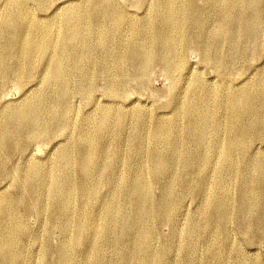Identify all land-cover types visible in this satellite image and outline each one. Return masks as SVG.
I'll use <instances>...</instances> for the list:
<instances>
[{
  "label": "rangeland",
  "instance_id": "rangeland-1",
  "mask_svg": "<svg viewBox=\"0 0 264 264\" xmlns=\"http://www.w3.org/2000/svg\"><path fill=\"white\" fill-rule=\"evenodd\" d=\"M17 1L18 0H2L0 3V52L5 51L8 39V42L12 43V45L15 47L16 45L19 46V44L21 43V40H19L20 34H18V32H16L17 34H14L15 36L8 35V38L7 34H4L3 29H1V27L3 26L1 25L3 24L1 23L2 20L4 22V19L8 15L13 13V6L15 8ZM98 1L100 3L102 0ZM109 1L115 8V11L122 12L123 14L124 19L119 24H115L111 18H99L98 20V18L91 16L89 14L90 0H47V2L46 0H31V2H28L27 10L30 12V15L32 14L31 16L33 21L35 23L38 21L37 24L40 27V30L38 29L35 34V37L38 36L37 39L42 38V36L44 37L47 32L51 33L50 37H52L49 38V40H51L52 42H56L58 38H61V31L64 29L62 23L63 16L72 8H77L79 10L78 14L81 16L83 21L82 33H84V36L80 37L81 39H77V56H75L74 58H70V60L68 59L64 62L65 67L67 66L66 70L68 69L71 74V78H69L71 92L67 101V103H69L67 111H65L63 119L60 121V123L58 121L59 127L54 130L51 138L37 139L30 143L25 152L15 151L13 154H10L8 152L4 155V157L1 156V159L6 163V169L8 170L7 175L3 177V180H0V189L7 188L2 192V194H13V179L22 176V174H25L27 177L28 170L31 166L39 168L38 170L40 171L42 170L41 172L49 176V180L51 178L50 181L48 180L46 183L41 185L39 191V198L41 199L36 203L39 204L35 205L33 211L27 213V211H25L24 209L21 210L22 213L20 219L22 221V224L30 230V233L32 234V236H34L35 239L32 240L29 238L21 243L20 249L23 251L25 257L19 258L16 264H43L42 254L44 253L46 247H49L50 249V253L47 257V262L49 264H54L56 262V259L58 257L55 253L56 247L65 242H70L71 235H73L71 232V235H68L67 232H62L58 229L51 228V231L48 230L49 226L53 224V214L56 210L59 213L63 214V216L61 217L62 219L60 220V222L62 221L61 224L67 223V221L69 220L68 222L76 221V223L80 224L82 228L84 227L83 234L85 243L81 246H70V252H72L71 256L75 264H80L82 261L84 262H82V264H116L118 262L120 264H123V262H125L124 255L126 256L127 254H129V240L125 243H121L119 240L120 233L119 231H117L111 235L112 237H110L111 245H108V247L106 248L107 250H103L98 236L93 233L88 226L89 223L81 222L79 221V219L81 218V214L85 213L84 215H89L92 220H99L101 217L100 213L101 211L103 212L106 203L110 200L114 188L116 189V192L120 191V196L123 200L126 198V186L122 188L123 183L120 181L119 177H123L125 183H127V187L129 188L134 178V166L138 163H141L147 167L150 166L147 159L148 154L143 155L138 153L136 147L132 142V135L137 117L141 119L143 117V127L141 129L140 136L142 139L141 143L145 147V150L151 144V142L147 138V135L153 125L152 121L156 122V119L158 118L168 120L167 123L168 126H170L171 133L174 130V132L172 133L173 136H175L174 138L176 140L181 139V141L183 142L181 147L182 150H186L190 153L198 151L200 144L195 141L192 136L183 133V128L186 126L188 121H191V119L193 121L195 119L198 120L203 118L205 120V126L203 125V132H205L206 143L204 145L205 147H210L216 139L214 133L212 132L210 119L208 116H206L204 110L202 111L203 113L201 114V116L195 113L193 114V117H190L183 110V106L186 103L185 98L188 99L189 97L190 88L193 85L197 84L196 89L194 90L193 98L196 101L202 102L203 109H205V107H209V102L207 98L205 99V97L208 96L209 91L214 90L217 94L222 96V93L226 89H231L232 91H234L235 89H238L243 85L247 86L246 84H249L250 81L259 78L261 71L264 69V28H260L258 35L254 40L245 42V44H242L241 46H239V48L235 49L234 46L230 47L225 43L222 45V47L220 45L221 49L218 51L213 49L210 43L211 37H208L207 39V44H210L206 45L207 48H204L202 50L200 47L201 45L205 44L204 42H206V40L203 42V37L198 29L192 28L190 30L191 32L189 41L186 42V45L183 43L181 46L183 63V66L181 65L182 67H180L178 70L175 69L176 71L173 70L168 73L166 69H164V61H162L161 59L154 60V62L149 63L150 65L148 64L147 67L143 69H141V66L139 67V61V63L135 65L136 67L133 66L129 69L130 71L127 77L119 78V88L121 89V93L119 96H115V94L113 93V88H115V82L117 80V75L121 71L120 67L122 63H119L114 59L113 56L115 54L110 57L106 53H108L109 51L117 53V50L120 53L125 51L126 48L123 49L124 46H119L116 41H122L123 39H125L123 41H126L129 38V25L132 23L139 25L141 21L149 20L150 18H152V13L155 9L154 7L156 5L161 6L163 0ZM195 4L197 7L203 9V20L205 28H207L206 31H208L207 33L209 34L212 33V31L215 30L214 21L217 17L218 6L215 5L212 0H195ZM252 5V9L251 6L247 7L246 9L248 15H252L251 13H253L254 9L256 8H259L264 15V0L253 3ZM77 6H79L80 8ZM162 10L163 8L160 11ZM211 16L213 17V19ZM126 20L127 22H125ZM206 21L208 23H206ZM84 23L85 25H83ZM107 23H110L111 26ZM44 25L45 27H43ZM157 28L159 29V31H161L165 28V25L163 23L157 24ZM114 30L117 31L115 32ZM101 33H107L111 39H115V42H110L111 45L109 44V46L106 48L107 50L100 49L99 46L97 47V38L100 37ZM194 34H196V36H193ZM84 37H87V39ZM55 38L57 39L55 40ZM89 41L94 42V46L87 44ZM206 52L208 54H206ZM33 60L34 61L32 62L31 68L28 67V73L30 75V78L28 80L30 82H25L23 84V88H19L18 79L15 75H8L7 81L0 93V115L8 114L7 112L12 111L15 107L17 108V106H21V104H23V101L25 102L26 100H28V98L30 99L37 93H42V91L45 97H52L57 99V96L54 93V86L47 85L45 86L47 88H44L43 86V83L45 81V76L43 75V63L44 61H46V59L44 57L43 59H41V56H36L33 58ZM75 60H78L79 63L78 61L76 63ZM104 60H107L106 63ZM9 61L10 64H14L16 62V57L14 54L10 56ZM88 61L90 65L88 64ZM73 63L75 65H73ZM116 63H118L119 67H117ZM104 64H106V66ZM91 69L93 70L91 71ZM78 74H80V76ZM76 80L79 81H77L79 84L76 82ZM81 88L91 90L90 95L87 98H85L84 95L82 96V94L77 90ZM195 96H197V99ZM22 98L25 99L23 100ZM108 106L113 110L121 109L126 114L122 122L121 129L118 128L117 121L114 119H111L105 124L102 123L100 118L101 114L103 113V109ZM59 111V106L56 109L53 107H48L45 109L44 113L45 116L50 117L57 112L59 113ZM222 121H226L224 117H222ZM98 128H105L100 140L101 143L99 146L101 147L97 148L96 152H98L100 149L102 151L100 150L98 154L95 152L92 160L93 162L95 161L94 163H96V165H101L102 163L105 165V163L111 162L109 160H112L115 161V166L113 165L112 167H110L108 172L105 174L98 173V170L96 169L94 170L91 179H88L87 182H89L88 184L90 186L91 182L93 181V183L98 188L96 191L90 188V190L92 191L91 194H84L86 197L83 195L72 198L70 197V201L68 200L67 195H64L67 197L61 195L60 202L54 204L56 192L60 190L61 186L65 182L62 174L55 166L58 155L62 152V150L70 148L72 150L73 157L76 158L77 151L81 145V133L88 129L95 130ZM116 133H119V135H117ZM76 138H78V142L76 141ZM262 138L263 139L261 141H255L253 143V153L250 156L251 162L248 157L244 158L246 167L248 164V159L250 162L249 167L251 169L255 164H264V135ZM106 146L107 148H109L107 149ZM118 147L120 149H118ZM155 147L160 155L165 153L174 155V152L172 150L168 149V152H166L168 146L162 142L156 143ZM211 157L212 159L210 163H206L203 160L196 161V172L193 168H190L191 170L189 171L191 172H185V175L186 173L187 175L184 176V178L180 177V167L185 162V160H187L184 157L174 158V162L168 168L157 172L156 175L150 174L143 178L142 183L144 184V187L149 189L155 201L163 195L165 188L167 186H170L172 200L174 203L172 206L173 208L168 214L167 220L161 224H158L156 226V232L151 234L147 240L149 241L148 245L151 247V254L149 255L152 258L155 257V255L161 250L160 248L163 247V243H165L169 249L166 253V260L168 264H218V262H220L219 264H264V211L261 214V212H257L254 207L250 208L251 215H254L255 213L256 215H258L257 227L254 226L251 228L249 227V225H247L246 221H239L235 218H232L230 222L224 223L222 219L223 208L226 207L230 212L235 214L237 212V208H239L240 201L242 200L243 192L241 193L238 188V182L240 179L234 176H225L226 179L224 181V190H218L215 188V177L211 167L216 163L213 164V154L211 155ZM156 158V160L161 161L162 157L157 156ZM177 159L180 160V162ZM203 169H205L204 172L202 171ZM167 171H170L171 174L170 172L166 174ZM72 175L74 177V183L77 184L78 180L80 179V177L78 176V170H73ZM256 181L257 180L254 179V182ZM165 183L166 185H164ZM203 188L205 192L202 190ZM218 194L219 198L217 196ZM138 197L140 196L138 195ZM144 197H146L145 191L143 194H141V197L138 198V200L141 201ZM258 198V194L253 192L248 199L251 203H255L258 201ZM219 201H221L220 203L225 204L221 205L218 210H212L211 205L214 202L219 203ZM63 203H65L66 205ZM128 203L133 204L129 201ZM84 205L86 207L89 206L90 209L89 207L86 208ZM83 206L85 207L86 212L84 211ZM127 207L130 208L131 205H127ZM65 214L68 216L66 217ZM192 218H194L195 220H192ZM91 222L93 223V221ZM191 223H196V230L193 233V237L190 236V240L194 241V245L187 248L188 256L185 259L181 258L180 253L177 250L184 244V242L182 243L181 241H185L181 233L183 234V232L188 229ZM131 226L134 227L133 224ZM184 227L186 230L184 229ZM224 229L227 234L224 232ZM199 234L202 235L200 236ZM224 236H227V238ZM93 239H95V241H93ZM132 240L133 239L130 240V243L132 242ZM213 243H215V245ZM158 245L159 249L156 248L158 247ZM221 250L223 251L221 252ZM96 252H99L100 254H96ZM144 257H146V260L141 257L135 264H145L148 258L147 256Z\"/></svg>",
  "mask_w": 264,
  "mask_h": 264
},
{
  "label": "bare ground",
  "instance_id": "bare-ground-1",
  "mask_svg": "<svg viewBox=\"0 0 264 264\" xmlns=\"http://www.w3.org/2000/svg\"><path fill=\"white\" fill-rule=\"evenodd\" d=\"M1 1L2 0H0V3ZM29 1L31 2V0H18L16 2L15 8L13 6L14 9L13 13L8 15L7 17L5 16L6 18L5 17H4L5 19L3 18L4 22L1 18L2 20L1 23H3L1 24L3 25L1 29H3L4 34L6 33L7 36L8 35L13 36L16 32H18V34H20L19 40H21L20 41L21 43L19 42L20 43L19 46L16 45L15 47L12 45V43L8 42L9 40L8 39L6 43L7 46L5 51L2 50L3 52H0V93L3 89L4 84L7 81L9 74H13L17 77L19 88H23V84L25 82L27 81L30 82L28 80L30 78V75L28 73V67L31 68L32 62L34 61L33 60L34 57L41 56V59H43V57L46 59V61H44L43 63L44 66L43 75L45 76L44 77L45 81L43 83V86L44 88H47L45 87L47 85L54 86L55 88L54 93L56 94L57 99L52 97L51 98L45 97L42 91V93H37L36 95L32 96L30 99L28 98V100H26L25 102L23 101L22 102L23 104H21V106L19 107L17 106V108L15 107L16 109L14 108L12 111L7 112L8 114H4L3 112L4 115H0V180H3V177L7 175V171H8L6 169V163L2 161L1 156L4 157V155L8 152L10 154H13L15 151L25 152L30 143H32L37 139L51 138L54 130L59 127V123L63 119V115L65 111H67V107L69 106V103H67V101L69 99V94L71 92L70 79H69L71 78V74L68 69L66 70L67 66L65 67L64 62L68 59L70 60V58H74L75 56H77L76 53L77 39H81L80 37L84 36L83 35L84 33H82L83 21L81 16L78 14L79 10L77 8H72L63 16L62 23L64 29L61 31L62 32L61 38L58 39L55 38V40L57 39V41L52 42L51 40H49V38L52 37V36L50 37L51 33L47 32L44 37L42 36V38L37 39L38 36L35 37L36 36L35 34L40 27L37 24L38 21L35 23L32 19L31 16L32 14L30 15V12L27 10ZM260 1L261 0H212V2L218 6V12H217L216 20L214 21L215 30L212 31V33H210L211 36L209 33H207L208 32L206 31L207 28H205L204 25L203 9L196 6L195 0H181V1L163 0L162 3L163 5L161 4V6L158 5H156L155 7L153 6L155 9L152 13L153 16L152 18L149 17L150 18L149 20L141 21L139 25L133 23L130 25L127 24L129 25V32H128L129 38L126 41H123L125 39L123 40L121 39L122 41L119 40L116 41L119 46H124L123 49L126 48L125 51H123L122 49L123 51L122 53H120L118 50L116 51L117 53H113L111 51L106 53L110 57H112L115 54L113 56L114 59L117 60L119 63H122L120 67L121 71L117 75V80L115 82V88H113V93L115 94V96L120 95L121 89L119 88L120 85L119 78L127 77L130 71L129 69L133 66L136 67L135 65L139 63V61H140L139 67L141 66V69H143L146 68L149 63L154 62V60L161 59L162 61H164V65H165L164 69H166L168 73H170L175 69L178 70L180 67H182L183 63H182L181 46L183 43L186 45V42L189 41L190 32H191L190 30L192 28L198 29V31L201 33L203 37V42L206 40V42H204L205 44L201 45L200 47L202 50L204 48H207L206 45L210 43L213 49L217 51L220 50L222 45L225 43L230 47L234 46V48L237 49L242 44H245V42L254 40L258 35L260 28H264V15L262 14L259 8L254 9V12L251 13L252 15H248L246 9L247 7H250L253 3H257ZM160 8L161 9L163 8V10L160 11L161 10ZM89 14L93 17L98 18V20L99 18L101 19L111 18L115 24L121 23L124 19L122 12L115 11V8L112 6L109 0H102L100 3L98 0H90ZM125 22H127V20ZM162 23L165 25V28L159 31V29L157 28V24H162ZM206 23L208 22L206 21ZM83 25H85V23ZM43 27H45V25ZM196 34H194L193 36H196ZM87 37L84 38L87 39ZM208 37H211V41L210 43L207 44ZM97 39H98L96 42L97 47L99 46L100 49H105V50H107L106 48L109 46L111 41L115 42V39L114 38L111 39L107 33H101L100 37ZM87 44L93 45L94 42L89 41ZM12 54H14L16 57V62L14 64H10L9 61L10 56ZM206 54L208 53L206 52ZM104 61L106 63L107 60ZM74 63L73 65H75ZM88 64L90 65L89 61ZM116 64L117 67H119L118 63ZM104 65L106 66V64ZM92 70L93 69H91V71ZM78 75L80 76V74ZM77 81L78 80H76V82ZM196 85H193L190 88L189 97L188 99L185 98L186 103L183 106V110L190 117H193V114L195 113L201 116V114L203 113L202 111L204 110L206 116H208L210 119L212 132L214 133L216 139L215 142L210 147H205L204 145L206 144L205 132H203V125L205 120L203 118L198 120L193 118L195 120L192 121L191 119V121L190 122L188 121L186 126L183 128V133L192 136L193 139L200 144V147L198 151L194 153H190L186 150H182L181 147L183 142L181 141V139L176 140L174 138L175 136H173L172 134L174 130L171 133L170 126H168L167 123L168 120H164L163 118H158L156 119V122L152 121L153 125L147 135V138L151 142V144L145 150V147L141 143L142 139L140 136L141 129L143 127V123H142L143 117L141 116L142 119L137 117L133 130L132 142L133 145L136 147L138 153L143 155L148 154L147 159L150 166L147 167L141 163H138L134 166L133 168L134 178L129 188L127 187V183H125L123 177L122 176L119 177L120 181L123 183L122 188L126 186L125 188L126 198L124 197L125 199L123 200L120 196V191L116 192V189L114 188L110 200L106 203L103 212L101 211L100 213L101 217L99 220H92L89 215H84L85 213L81 214V218L79 219V221L84 223L85 222L89 223L88 226L90 227L91 231L98 236L99 242L101 243L103 250H105L110 244V237H112L111 235L117 231H119L120 233L119 240L121 243H125L129 240V247H128L129 254H127L126 256L124 255L125 262H123V264H135L141 257L145 259L146 257L144 256H147L148 258L145 264H168L166 260V253L169 250L167 245L163 243V247L160 248L161 250L155 255V257L152 258L149 255L151 254V247L148 245L149 241L147 240L151 234L156 232V226L167 220L168 214L173 208L172 206L174 203L172 200L171 189L170 186H167L164 190L163 195L158 200L155 201L153 195L151 194L148 188L144 187L142 181L145 176H148L150 174L156 175L157 172H160L163 169H166L169 166H171V164L175 160L174 158L176 157H184L187 159L180 167L181 178H184V176L187 175V173L185 175V172L191 170L190 168H193L194 171L196 172V167H197V165L195 164L196 161L203 160L206 163H210L212 159L211 155L213 154L214 157L213 164L214 163L216 164L213 165L211 168L213 170V174L215 177L216 189L224 190L225 188L224 181L226 179L225 176H229V177L234 176L240 179L238 182V188L241 193L243 192L242 200L240 201L239 208H237V212L235 214L230 212L228 208L226 207L223 208L222 219L224 223L230 222L232 218H235L239 221H246L247 225H249V227L251 228L254 226L257 227L258 215H256V213L254 215H251L250 208L254 207L257 210V212L260 211L261 214L264 211V164L262 163L255 164L252 167V169L249 167L251 162L250 156L253 153L252 152L253 143L255 141H261L264 135V69L261 71L259 78L250 81L249 84H246L247 86L243 85L238 89H235L234 91H232L231 89H226L222 93V96L217 94L216 91L214 90L209 91L208 96L205 97V99L207 98L209 102L208 104L209 107L207 106L205 107V109H203L202 102L196 101L193 98ZM80 87H81V83H80ZM77 90L82 94V96L84 95L85 98H87L91 92V90L85 88H81ZM195 97L197 99V96ZM58 106L60 107L59 113L57 112L50 117L45 116L44 111L46 108L53 107L56 109ZM125 116L126 114L121 109L113 110L111 107L108 106L103 109V113L101 114L100 118L103 124L107 123L111 119L116 120L118 128L121 129V125ZM222 117H224L226 121H222ZM104 129L103 128H98L95 130L88 129L81 133V137H80L81 145L77 151L76 158L73 157V153L70 148L62 150V152L58 155L55 166L62 174V177L64 178L65 182L61 186L60 190L56 192L54 204L60 202L61 195L62 196L67 195L68 200L70 201L69 199L70 197L72 198L82 195L85 196L84 194L86 195L91 194L92 191L90 190V188L96 191L98 188L93 183V181L91 182L90 186L88 184L89 182H87L88 179H91L94 170L96 169L98 170V173L105 174L108 172L110 167H112L115 164V161L109 160L111 162L105 163V165L103 163L101 165H96V163H94L95 161L93 162L92 160L93 159L92 157L94 156L97 148L101 147L99 145L101 143L100 140L102 138ZM116 134L119 135V133ZM77 139L78 138H76V141ZM158 142H162L166 144L168 146L166 152H168V149L172 150L174 152V155L173 154L171 155L169 153L160 155L155 147V144ZM118 149L120 148L118 147ZM98 152L96 153L98 154ZM157 156L162 157L161 161L156 160ZM245 157H248L250 159V162L248 159L247 167H246V162L244 161ZM178 161L180 162V160ZM38 169L39 168H36L35 166H31L28 170L27 177L25 174L24 175L22 174V176L18 178H14L12 184L14 188L13 194L12 193L2 194V192L5 191L7 188L0 189V194H2L0 195V264H16L19 258L25 257L23 251L20 249L21 243L29 238L32 240L35 239L34 236H32V234L30 233V230L27 229L22 224L20 216L22 213L21 212L22 209H24L28 213L33 211L35 205L39 204L36 203L41 199L39 198L40 187L49 180V176L41 172L42 170L40 171ZM73 170H78V174H79L78 176L80 177V179L78 180L77 184L74 183V177L72 175ZM204 170L205 169H203L202 171L204 172ZM170 171H167L166 174H168ZM10 179H11V175H10ZM254 179L257 181L254 182ZM164 185H166V183ZM56 189H52V190H56ZM202 190L205 192L204 188ZM144 191L146 197H144L141 201H139L138 198L141 197V194H143ZM253 192L257 193L259 196L258 201L255 203H251L248 199L251 193ZM138 195L140 197H138ZM217 196L219 198V194ZM128 201L133 204L128 203ZM220 202L221 201H219V203L214 202L211 205V209L218 210L221 205L225 204ZM127 205H131V207L128 208ZM85 207H84V211L86 212ZM62 216L63 214L59 213L56 210L53 214V220H54L53 224L49 226L48 230L51 231V228L58 229L61 230L62 232L63 231L67 232L68 235L71 232L73 235L70 234L71 235L70 242L67 243L65 242L56 247L55 253L57 254L58 257L54 264H75L71 256L72 252H70V246L72 245V247H76V246H81L82 244L85 243L84 234H83L84 227L82 228L80 224L76 223V221L68 222L69 220L67 221V223L63 222L64 224H61L62 221L60 222V220L62 219L61 218ZM65 216L67 217L68 215L65 214ZM193 219L194 218H192V220ZM91 221H93V223ZM132 224L134 227L131 226ZM195 230H196V223L194 224L191 223L188 229L184 231L183 234L181 233V235L184 237L183 239L186 241V243L185 241H181L182 243L184 242V244L177 250L180 253L181 258L186 259L188 256L187 248L190 246L192 247L194 245V241L190 240V236L193 237V233L195 232ZM224 237L227 238V236ZM131 239L133 240L130 243ZM93 241H95V239H93ZM208 242H212V241H208ZM213 244L215 245V243ZM156 248L159 249V245ZM222 251L223 250H221V252ZM49 253H50V249L49 247H46L44 253L42 254L43 264H49L47 262V257ZM98 253L99 252H96V254ZM82 262L80 264H82ZM219 263L220 262H218V264ZM116 264H120V263L118 262Z\"/></svg>",
  "mask_w": 264,
  "mask_h": 264
}]
</instances>
